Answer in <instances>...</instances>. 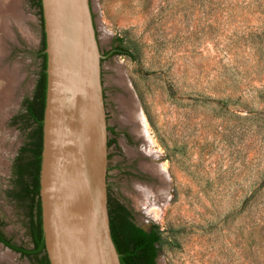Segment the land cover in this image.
<instances>
[{"label": "rangeland", "instance_id": "rangeland-1", "mask_svg": "<svg viewBox=\"0 0 264 264\" xmlns=\"http://www.w3.org/2000/svg\"><path fill=\"white\" fill-rule=\"evenodd\" d=\"M89 1L107 197L155 234V264H264V0ZM34 3L15 0L0 29V231L27 249L26 104L42 64ZM118 44L129 54H107ZM0 253V264H38L1 242Z\"/></svg>", "mask_w": 264, "mask_h": 264}, {"label": "water", "instance_id": "water-1", "mask_svg": "<svg viewBox=\"0 0 264 264\" xmlns=\"http://www.w3.org/2000/svg\"><path fill=\"white\" fill-rule=\"evenodd\" d=\"M46 90L39 171L50 264H121L107 207L101 53L89 0H40Z\"/></svg>", "mask_w": 264, "mask_h": 264}, {"label": "trees", "instance_id": "trees-1", "mask_svg": "<svg viewBox=\"0 0 264 264\" xmlns=\"http://www.w3.org/2000/svg\"><path fill=\"white\" fill-rule=\"evenodd\" d=\"M34 5L40 13L42 26L41 48L37 56L42 59L41 70L36 81V97L34 101L26 104V115L29 120L39 123L33 135L34 141L29 143L25 149L29 153L27 166L23 170L29 175V180L24 182L22 193L30 199L31 211L29 214V235L32 247L27 249L13 245L0 231V242L23 255L37 257L38 264H50L45 252V244L41 225V203L39 195V171L42 150V114L45 103L46 90V54L44 52L45 39L43 31V20L41 11V1L35 0ZM113 54H129L121 45H113L107 52ZM109 145V142H108ZM20 175H23L21 172ZM107 207L109 214L111 237L119 254L121 264H155V234L145 232L135 226L129 219L127 209L120 203L107 197Z\"/></svg>", "mask_w": 264, "mask_h": 264}, {"label": "bare ground", "instance_id": "bare-ground-1", "mask_svg": "<svg viewBox=\"0 0 264 264\" xmlns=\"http://www.w3.org/2000/svg\"><path fill=\"white\" fill-rule=\"evenodd\" d=\"M14 4H15V0H0V29L1 27L3 26V21H4V16L6 15V13H8L9 11L11 12V10H13L14 8ZM19 7V6H18ZM15 9H18V8H15ZM9 12V13H10ZM17 12V11H16ZM15 12V14H16ZM20 15V14H19ZM22 17V16H21ZM24 18V17H23ZM4 28V27H3ZM4 31V30H3ZM124 99V98H123ZM125 103V102H124ZM130 103V102H129ZM122 104V103H121ZM123 105V104H122ZM130 120V119H128ZM131 121V120H130ZM134 123L133 127H132V130L135 134L137 135H141V131L140 129L138 128V125H137V122H132ZM158 189V192L160 195H162L164 193V186L161 185L160 187L156 188ZM168 195H167V199H168ZM166 199V200H167ZM166 200L164 201V199H160V201H162L161 203L159 204H155V209L151 210L149 213H151L152 215H155V216H159L162 214V211H163V207L166 205ZM2 255V253H0ZM7 255V254H6ZM5 255V256H6ZM4 256V255H2ZM10 257V256H9ZM10 260V259H9Z\"/></svg>", "mask_w": 264, "mask_h": 264}, {"label": "flooded vegetation", "instance_id": "flooded-vegetation-1", "mask_svg": "<svg viewBox=\"0 0 264 264\" xmlns=\"http://www.w3.org/2000/svg\"><path fill=\"white\" fill-rule=\"evenodd\" d=\"M35 97H36V90H34V94H33L32 98H31V101H34ZM29 103H30V101L28 102V104ZM42 116H43V114H42ZM33 123L35 124V130H36L38 125H39V123L34 122V121H33ZM33 141H34V139H33ZM30 240H31V238H30ZM31 244H32V241H31Z\"/></svg>", "mask_w": 264, "mask_h": 264}, {"label": "crops", "instance_id": "crops-1", "mask_svg": "<svg viewBox=\"0 0 264 264\" xmlns=\"http://www.w3.org/2000/svg\"><path fill=\"white\" fill-rule=\"evenodd\" d=\"M19 1H20V0H18V4H19Z\"/></svg>", "mask_w": 264, "mask_h": 264}]
</instances>
